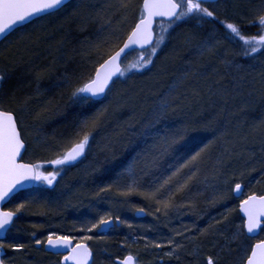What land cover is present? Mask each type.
<instances>
[{
  "label": "snow or ice",
  "instance_id": "1",
  "mask_svg": "<svg viewBox=\"0 0 264 264\" xmlns=\"http://www.w3.org/2000/svg\"><path fill=\"white\" fill-rule=\"evenodd\" d=\"M221 11L225 13L224 19L220 18ZM115 12L120 15L121 23L126 24L127 31L125 33L123 29L110 30L103 39L91 46L86 54L89 57L94 55L96 59L93 63L99 64L94 74L89 69L82 68L62 77L59 86L69 92L68 100L72 106L70 118L65 125L71 132L68 137L53 143L49 142V138H45L41 144V147L53 154L45 161L52 171L45 170L43 164L22 162L27 152L23 112L30 97L20 102L19 111L5 107L4 99H15L16 89L11 84L10 70L0 69V235L3 236L0 238V252L11 249L14 253H20L28 247L24 243L9 242L7 234L15 226L19 215L35 203L33 192L47 191L35 185H46L55 191L54 182L58 183V178H62L69 168L75 167L87 157L96 137L106 130L111 103L109 96L118 82L123 83L120 78L125 77L126 73L150 72L156 66V58L167 48L173 33L182 24L195 22L190 34L184 36L183 44L200 57L205 54L218 56L223 50L225 54L221 62L239 69L241 65L235 64L231 56L240 55L255 59L258 53L264 55V0H250L247 13L232 15H228L224 0H117ZM77 16L85 21L89 19L83 11L82 0H0V37H3L0 44L11 43L9 37L29 25L46 19L67 20ZM96 18L91 17L93 20ZM105 24H110V19H105ZM205 26L208 31H204ZM103 27L104 25L101 26L102 29ZM253 27L258 28V31L249 34V29ZM41 39L42 37L37 35L35 40L30 39V43H38ZM226 46L231 47L233 51H228ZM135 50H138L136 58L124 65L123 59L128 52ZM185 59L189 64L192 63L190 57ZM100 60L103 62L99 63ZM50 70V67L44 69ZM192 75L194 73L183 72L181 83ZM36 78L39 81L41 72H37ZM223 79L221 77L214 84L220 94H227V85L223 84ZM242 79L233 80V88L237 93L244 87ZM175 87L176 84L173 83L167 93L160 95L152 119L138 132L145 147L133 149L135 155L118 160L111 144H105L102 149L105 161H117L113 167L105 169V175L111 178L114 173L115 179L101 187L96 195L103 199L101 193L107 194L115 189L124 197L123 204L129 202L128 197L138 195L149 202V207L154 208L155 213L169 216L173 212L183 214L181 210L187 209L196 215L197 219H202L197 199L202 193L193 195L192 189L198 182L202 166L210 157L213 147L226 133L222 132L217 136V128L213 126L212 121L204 125L194 123L190 126L191 131L202 129L211 132L213 138L193 152L191 142L185 140L188 126L171 131L168 125L164 124L170 112L176 111L175 100L169 99ZM212 88L213 85L210 84V92ZM105 101H109V104H105ZM98 104H103L104 107L92 111ZM132 130L137 131L134 128ZM149 139L152 140L151 145H148ZM197 140L198 137H192V141ZM224 154L230 155V149L225 147ZM216 174H221L220 169H216ZM235 175L237 174L234 172L233 176ZM239 175L242 176L243 172ZM228 183L229 180H225L226 189L213 195L209 201L211 206L215 207L230 196L239 199L244 195V186L241 183L237 182L231 189H227ZM21 192H26L22 202L17 204L14 210L4 211L2 206L11 203ZM231 211L233 209H228L220 218L213 217L215 223L210 221L205 228H198L193 222L191 226L185 225L182 230H176L166 242L152 240L146 242L145 247L167 248L169 250L164 252L165 256L179 258V250L191 244V255L196 258V264H222L225 253H235L233 264H264V238H259L260 233L264 232V195L253 193L241 200L239 212L242 213L243 223L228 231L225 222L229 221L228 212ZM137 212L144 214L145 209L139 208ZM121 223L125 221L121 220L119 215L113 216L112 213L106 212L100 215L98 220L85 221L79 228L74 226L73 230L106 234ZM196 233L204 237L219 236L223 243L213 242L212 247L218 250L209 251L204 255ZM30 235L36 237L35 232ZM93 239L104 240L106 236L85 234L78 238L70 234L57 235L49 232L46 241L35 239V244H43L45 251L51 250L52 255L61 256L57 264H92L93 253L90 246L79 240ZM253 239L258 242L251 245L246 243ZM233 244L236 245L235 248ZM200 256H203L202 260L199 259ZM0 264H6L4 255H0ZM116 264H136V258L127 255L117 260Z\"/></svg>",
  "mask_w": 264,
  "mask_h": 264
},
{
  "label": "rangeland",
  "instance_id": "2",
  "mask_svg": "<svg viewBox=\"0 0 264 264\" xmlns=\"http://www.w3.org/2000/svg\"><path fill=\"white\" fill-rule=\"evenodd\" d=\"M224 2L227 10L229 9L228 5L234 4L233 0H224ZM116 4L117 0H82L84 12H93L97 17L105 14L103 15L104 19H99L94 25V32L99 34L100 37L94 36L91 30L87 31V35L90 38L92 37V40L84 43L86 46L84 51H89L91 46L98 43L101 40V36L104 37L110 30L123 29L126 33V24L121 23L120 15L115 12ZM220 15L225 17L223 11H221ZM105 19H110V24H105ZM61 22L64 23L65 21L61 20ZM61 22L59 23L56 19H46L37 24L29 25L22 31L14 32L9 37L11 43L0 44V69L7 68L10 70L11 83L14 77L12 67L15 65L14 61L18 57H24L30 48L40 45H47L46 51L48 55L51 50H54V55L52 54L48 58L47 64L57 62L59 66H56L54 69L51 68L50 71H44V69H47L46 67L40 69V72H42L41 78L33 84L31 95H29L30 99H28L23 112V119L26 125L24 139L27 142V152L23 160L26 162L29 160L28 163L43 164L44 169L47 171H52V168L45 161L51 158L53 154L41 147L42 142L45 138H49V142L53 143L55 140L68 137L71 132L70 128L65 126L70 118L69 114L72 112L71 102L68 100L69 92L59 85L62 83L63 76L74 71H79L78 69H73L72 72L67 71V66L74 61V58L71 56L72 54H68L70 53L68 51L69 48H67L69 40L62 38L63 35H60V33L63 34L64 32ZM190 24H195V22L193 21ZM190 24H182L180 28L176 29L167 48L164 49L159 58H156V66L150 72L126 73L125 77L120 78L123 83L118 82L113 93L110 94L109 100L111 103L109 104V101H105V104H109L108 124L105 132L96 137V141L92 144L87 157L82 162L78 163L75 167L69 168L62 175V178H58V183L54 182L55 191L47 188L46 185H35V187L47 189L43 193L33 192V196H35V203L33 204L39 208L40 214H45V217L41 219L37 214H32V205L28 207L25 212L19 215V219L16 220L15 226L12 228L13 230L10 232L15 239L24 241L26 238L21 239V237H25L27 235L25 233L35 232L36 234H41L42 229L52 219H58L61 223L55 231H52L57 235H60L61 232L81 233L74 231L73 227L78 228L76 225H81L88 220H98L99 216L106 212L112 213L113 216L119 215L121 220L125 221V223L119 224L118 227H113L111 233H122L126 229H138L139 231L147 232L149 228L157 225L159 213H155L154 208L149 207V202L141 196L133 195L128 197V200H131V202L140 201V208L145 209L144 216L136 218L134 212L139 208H134V205L129 202L123 204L124 197H121L115 189L107 194L101 193L100 196L103 199L96 195L101 187H104L106 184L111 183L112 179H115L114 173L111 178L106 177L105 169L113 167L117 161L106 162L104 158L105 153L102 149L105 144L110 143L118 160H124L130 158L131 155H135L133 149L139 150V148L145 147L143 138L138 132L143 130L144 125L148 124L153 117L156 100L159 99L160 94L164 90L161 87L165 88L161 85L165 83L171 67H173L177 60L178 50L182 49L183 38L181 31L184 27H189ZM102 25H104L103 29L101 28ZM204 31H208L207 26H205ZM37 35H40L42 39L38 43H30V39L34 40ZM43 37L48 38L44 39ZM26 46L27 50H25ZM226 48L228 51H233L229 46H226ZM224 54L225 52L222 50L218 56H213L214 59H220L216 62V65L209 59V64L204 62L203 67H200V71H203L197 75L198 97H200V100L194 114V122L204 125L212 121L213 126L217 128V136L222 132L226 133L213 147L210 157L202 166L197 185L194 184L192 189L193 195L202 193L197 199L199 201L198 208L203 218L197 219L196 215L191 214L187 209L181 210L183 214L173 212L169 216L161 215L160 225H158L156 230L159 235L149 234L145 235L148 238H140L139 240L132 238L128 243H122L116 247L117 249L112 253H110L112 249L109 250L108 247L106 250H102L104 253H99L94 249L92 250V264H104L106 262L104 257H115L127 253L136 258V264H186V262L196 264V258L191 255L193 251L191 244L179 250V258L176 256L171 258L165 256L164 252L169 250L167 248L158 252L156 248L151 246L150 248L145 247V244L152 240L166 242V239L174 235L176 230H182L185 225L191 226L193 222L196 223L198 228H205L210 221L215 223L213 217L220 218V215L227 212L228 209H233V211L228 212L229 221L225 222L228 231L234 230L236 225L243 223L241 215L237 212L236 198L230 196L227 200L216 204L215 207L211 206L209 201H211L214 194L226 189L225 180H229L227 189H231L235 183L240 181L237 162L247 141L246 137L253 123L251 120L258 110L261 101L260 91L264 86V55L258 53L255 59H241L240 55L231 56L235 64L241 65L237 69L234 66H226L221 62ZM137 55L138 52L127 54L126 58L123 59V64H129ZM252 67L259 68L260 70L253 73L256 76L248 84H245V81H241L244 87L237 93L233 88L234 78H239L240 73ZM219 74L224 78L223 84L227 85V94H220L215 84H212L215 82L213 78L219 77ZM177 83L175 82L176 87ZM37 84H39V92H37ZM210 84L213 85L211 92L209 91ZM247 85L248 89H246ZM171 97L174 98V95L172 94ZM212 97L213 101L211 102ZM225 100L227 101L226 104ZM218 103L219 106L224 105L225 109L223 112H221L219 107H215ZM4 105L17 111L20 109V103L9 97L4 99ZM234 106L241 108V112L237 115L229 111ZM102 107H104L103 104H98L92 111H96ZM226 108H228V111H226ZM229 119L232 121L228 126ZM168 127L171 131L177 130L171 124ZM57 128L64 129V133ZM133 128L137 131L134 132ZM179 129L182 128L179 127ZM200 131L202 132V139L200 138L201 134L199 130L193 132L190 129L185 135V140L191 142V147L195 143V141H192L193 136L198 137V140L200 139L196 141L197 145L193 152L198 151L208 140L213 138L211 132H206L202 129ZM151 143L152 140L149 139L148 145H151ZM225 147L230 149V155L224 154ZM214 152L216 154L213 157ZM242 167L241 169L245 171L243 175L259 179L262 175H260V171L264 168V154L260 157L253 151V148L249 149L243 155ZM216 169H220V175L216 174ZM234 172L237 175L233 176ZM214 177L220 179L218 181L213 180ZM94 178L96 179L95 181ZM261 186L264 187V182L258 183L257 188ZM196 187H198V190L194 191ZM251 189H247L249 192L247 194L244 192V195L250 194ZM25 195L26 192H21L11 203H7L6 210H14L16 205L22 202ZM28 198L31 199V197ZM21 224L23 225L20 227ZM33 225H37L38 227H33ZM47 232L49 233L51 230ZM196 235L198 236V242L202 245V251H217L218 248L212 247L213 242L219 241L223 243L222 238L219 236L204 237L200 236L199 233H196ZM134 243L139 245H135ZM138 246L141 250H139ZM232 246H235V244ZM8 251H11V249H7ZM34 252L36 254L35 257L31 256L28 258L16 253L14 257L5 258L6 264H9V260L10 264H57L61 260L60 257L52 256L42 250L34 249ZM158 255L162 256V259H159ZM230 257L232 258V255L225 253L223 262L233 264L230 261ZM199 259L202 260V256Z\"/></svg>",
  "mask_w": 264,
  "mask_h": 264
},
{
  "label": "trees",
  "instance_id": "3",
  "mask_svg": "<svg viewBox=\"0 0 264 264\" xmlns=\"http://www.w3.org/2000/svg\"><path fill=\"white\" fill-rule=\"evenodd\" d=\"M234 4L228 5V14H242V13H247L248 9L250 7V0H233ZM231 8V10H230ZM86 16L89 17L87 21L82 20L79 16L73 17L70 19L65 20L64 18L56 19L60 23L61 20L65 21L64 23L61 22V25L64 28L63 34L60 33V35H63L62 38L69 40V45L67 46L68 51L72 54L74 61L70 65H68V70L69 72H72L73 69L75 70H81L82 68H87L89 69L93 74L95 72V68L98 66V63H93L95 61V56L93 55L92 57H89L86 53L88 51H84L86 46L84 45L85 42L91 41L92 37L90 38L89 35H87V31L91 30L92 34L96 37H100L99 34L94 32L95 28V23L100 19L99 17H103V15H99L98 17L94 15L93 12H84ZM91 17H97L95 20L91 19ZM221 19H224L225 17H222L220 15ZM194 24H190L189 27L186 26L184 29L181 31L182 38L184 39V36L186 34H190L192 27ZM222 30V29H221ZM57 31V30H55ZM258 31V28H250L249 29V34H255ZM58 32V31H57ZM59 34V32H58ZM101 39L103 37L101 36ZM35 40V39H34ZM183 43V42H182ZM47 45H40L36 46L34 48H30L24 57H18L16 61H14V66L12 67V70L14 72V77L12 80V85L16 89V94H15V100L20 103L24 101L25 99L29 98V95H31L32 92V86L33 84L37 81V72H40V69L42 68H55L56 66H59L57 62H52L51 64H47L48 58L54 55V50H51L49 55L46 51ZM49 50V49H48ZM67 55V53H66ZM185 57H190L192 60V63L189 64ZM106 58V57H105ZM231 58V57H230ZM241 59H245L244 57L240 56ZM176 61L171 67L168 76L165 80V83L161 86L165 87L161 89L163 90L161 94H164L167 88H169L170 84H173L175 82L177 83V87L173 91L174 98L171 97V100L175 99V107L176 111L175 112H170L167 120L164 121V124H167L168 126H171L173 128L179 129L184 128L186 126L189 127L193 125L194 123L200 125L198 122L195 121L194 114L197 110L198 107V102L200 100V97H198V74L201 73L200 67H203L204 62L209 64V60L216 65V62L220 60L219 58H213V56L205 55V57H200L196 54L194 50H189L188 48L185 47V45H182V49L178 50V54L176 57ZM209 59V60H208ZM214 59V60H212ZM102 60L99 61V63ZM46 64V65H45ZM75 67V68H74ZM161 71L162 68L160 67ZM228 70V69H227ZM257 70H260L259 68L252 67L251 69H246L245 72L239 74V78H243L242 81H245V84H248L256 75H253V73L257 72ZM189 72V73H194V75L190 76L187 79H184L183 82L181 83L180 78L183 75V72ZM260 72V71H259ZM42 73V72H41ZM221 75L219 74V77L213 78V81L220 80ZM171 82V83H170ZM214 84V83H212ZM248 89V85L246 87ZM157 94V93H156ZM160 94V95H161ZM260 96H261V101L259 103V108L255 112L254 117L252 118V126L250 128V132L247 135V141L245 143V146L242 149V154L240 156L239 161L237 162V170H238V177L240 178V182L244 184V192L247 194V189L251 191H264V187H258V183L264 182V171L261 169L260 173V178L256 179L253 177H247V175H242L240 176L239 173L245 172L243 171L242 167V160H243V155L248 152L249 149L253 148V151L256 152L260 157L264 154V86L260 91ZM160 97V96H159ZM154 99V97H153ZM149 100V99H148ZM213 101V97L211 99V102ZM216 108L219 107L221 112H223L224 105L219 106V103L215 106ZM241 108L234 106L232 109H230V113L232 114H238L241 112ZM226 111H228V108H226ZM244 115V114H243ZM228 126L231 123V119H229ZM157 127H162V125H157ZM59 129V128H57ZM71 130V129H69ZM59 131L64 133V129L60 128ZM200 134L202 133L199 130ZM257 134V136H255ZM202 134H201V139H202ZM200 140V139H199ZM198 140V141H199ZM225 142V140H223ZM197 143H195L192 146V151L195 149ZM213 151V150H212ZM216 152H214V155ZM219 154V152H218ZM24 161V160H23ZM26 162V161H25ZM29 162V160H28ZM264 169V168H263ZM246 177V178H243ZM218 177H214L213 180L218 181ZM260 181V182H258ZM197 183V182H196ZM195 183V184H196ZM257 183V184H255ZM197 185V184H196ZM198 190V187L194 189ZM193 192V191H192ZM134 205V208H140L141 202L139 201H133L131 202ZM32 214H37L38 217H41V219H44L45 214H40L39 213V208L35 206V204H32ZM159 222L161 220V214H159ZM160 225V224H159ZM162 231V229H161ZM27 234L28 239L32 237L30 233H25ZM158 234V233H157ZM159 235V234H158ZM26 236V235H25ZM162 236V235H161ZM130 235H123V236H118L117 240L115 241V244L111 245V247H108L111 252H114L116 250V245L118 243H123V242H129L130 241ZM38 238V234H36V237ZM121 241V242H119ZM135 244V243H134ZM138 245V244H135ZM139 250H141L140 247H138ZM139 252L138 250H136ZM162 249H159L158 252H161ZM21 256L28 258V257H35V252H34V247H33V242H29L28 244V253L26 250L23 252L18 253ZM159 259H162V256L158 255ZM163 261V260H162ZM186 264H189L186 262ZM191 264V263H190Z\"/></svg>",
  "mask_w": 264,
  "mask_h": 264
},
{
  "label": "flooded vegetation",
  "instance_id": "4",
  "mask_svg": "<svg viewBox=\"0 0 264 264\" xmlns=\"http://www.w3.org/2000/svg\"><path fill=\"white\" fill-rule=\"evenodd\" d=\"M101 63V62H100ZM99 65V64H98ZM239 183H241L240 181H239ZM242 185H243V183H241ZM253 193H256L257 195H264V191H251V193L250 194H248V195H251V194H253ZM248 195H244L243 197L241 196L239 199H237V200H235V203H237V212L240 214V212H239V205H240V202H241V200H243V199H246L247 198V196ZM6 205L4 206V210H6ZM136 212L137 211H135L134 212V215H135V217L136 218H141V217H143L144 216V214L143 215H141V216H137L136 215ZM13 228V227H12ZM11 230H13V229H11ZM64 233V234H63ZM48 234L49 233H41V234H38V238H33V237H31V238H29V240L27 239V242L25 243V245H27L28 246V244H29V242H33V247H34V249H38V250H42V251H44L45 253H47V254H50V255H52L51 254V252H49V251H45V249H44V245L42 244V245H36L35 244V239H42V241H46V239H47V236H48ZM61 234L62 235H73V236H77V237H82L83 235H85V234H88V235H94V236H100V235H105L106 236V239H108V238H111V237H113V236H116V235H118L119 233H111V231H109V232H107L106 234L105 233H74V232H61ZM60 234V235H61ZM11 235V233H8V235H7V239H8V241L9 242H18L17 240L18 239H15L12 235ZM259 238H264V232H261L260 233V236H259ZM94 241H96V239H93V240H90V241H83V240H79V242H84V243H87L89 246H90V249H91V251L92 250H94L95 249V247H94ZM256 242H258V240L257 239H253V240H249V241H246V243L247 244H249V245H251V244H254V243H256ZM19 243H22V242H19ZM123 243H128V242H123ZM122 243H118L117 245H116V247H118L119 245H121ZM233 247H236V245L235 246H233ZM122 249H124V248H122ZM26 250V252L28 253V247L25 249ZM3 252H4V258H7V257H14L15 255H16V253H14V252H12V251H8L7 252V249H4V250H2ZM157 251H159V249H157ZM209 251H202V253L204 254V255H206L207 253H208ZM110 253H112L111 251H110ZM6 254V255H5ZM65 255L67 254V253H64ZM127 255H130L129 253H127V254H121L120 256H115V257H110V256H108V258L107 257H104V259L106 260V262L104 263V264H116V261L117 260H119V259H123L125 256H127ZM157 255V254H156ZM52 256H56V255H52ZM112 256H114L113 254H112ZM57 257H60V258H62L61 256H57ZM202 259H203V256H202ZM234 259H236V256H235V253H233L232 254V258L230 257V261H231V263H233V261H234ZM222 264H226V263H224L223 261H222Z\"/></svg>",
  "mask_w": 264,
  "mask_h": 264
},
{
  "label": "bare ground",
  "instance_id": "5",
  "mask_svg": "<svg viewBox=\"0 0 264 264\" xmlns=\"http://www.w3.org/2000/svg\"><path fill=\"white\" fill-rule=\"evenodd\" d=\"M169 91V88H167L166 89V91L164 92V93H167ZM169 99L171 100V96L169 97ZM158 103H159V99L158 100H156ZM156 102V105H155V107H154V109H153V114H154V110H155V108H156V106H157V103ZM96 179L94 178V181H95ZM129 201V203H131V200H128ZM132 204V203H131ZM65 211V210H64ZM129 219V218H128ZM127 219V221H129ZM28 223V222H27ZM60 221L58 220V219H56V220H51L50 221V223H48L47 224V226L46 227H44L43 229H42V233H48L47 231H50L51 230V232L52 231H55L59 226H60ZM160 224V222H157V225H155L153 228H149L148 230H147V232L146 231H139L138 229H130V230H128V229H126L124 232H122V233H119L118 235H116V236H113V237H111V238H108V239H104V240H99V239H96V241H94V247H95V250H97V252H101V253H104V251L102 252V250H106V248L107 247H111V245H113V244H115V241H118L117 240V237L118 236H127V235H130V239H137V240H139L140 238H148V236H145V235H156L157 234V227H158V225ZM23 224H21L20 225V227L22 226ZM78 228H79V226H80V224H78V225H76ZM25 239V238H28V236L26 235L25 237H21V239ZM17 241H21L20 239L19 240H17ZM101 241V242H100ZM22 243H26L27 242V239H25L24 241H21ZM119 242H121V241H119ZM139 245V244H138ZM139 247V246H138ZM149 248H150V246H148ZM143 252V251H142Z\"/></svg>",
  "mask_w": 264,
  "mask_h": 264
},
{
  "label": "water",
  "instance_id": "6",
  "mask_svg": "<svg viewBox=\"0 0 264 264\" xmlns=\"http://www.w3.org/2000/svg\"><path fill=\"white\" fill-rule=\"evenodd\" d=\"M0 39H3V37H0ZM121 46H122V44H121ZM129 52H131V51H129ZM128 52V53H129ZM22 162H24V161H22ZM25 163H27V162H25ZM6 204H4L2 207L4 208V206H5ZM4 210V209H3ZM4 211H8V210H4ZM136 215L137 216H141V215H143V214H140V213H138V212H136ZM240 215H241V217H242V213H240ZM246 231V230H245ZM99 233V232H98ZM0 238H3V236L2 235H0ZM49 252H51V250H48ZM4 254V252L2 251V252H0V255H3ZM91 260H92V257H91Z\"/></svg>",
  "mask_w": 264,
  "mask_h": 264
}]
</instances>
